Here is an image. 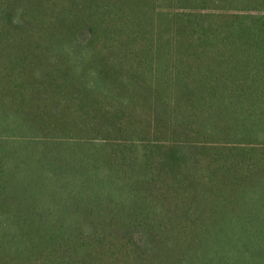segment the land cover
Masks as SVG:
<instances>
[{"label":"trees","instance_id":"1","mask_svg":"<svg viewBox=\"0 0 264 264\" xmlns=\"http://www.w3.org/2000/svg\"><path fill=\"white\" fill-rule=\"evenodd\" d=\"M0 264H264V0H0Z\"/></svg>","mask_w":264,"mask_h":264}]
</instances>
